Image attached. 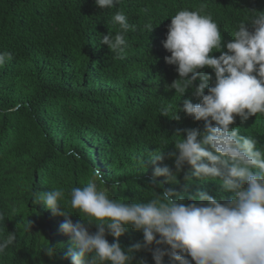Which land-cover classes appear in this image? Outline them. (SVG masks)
<instances>
[{
    "label": "trees",
    "instance_id": "trees-1",
    "mask_svg": "<svg viewBox=\"0 0 264 264\" xmlns=\"http://www.w3.org/2000/svg\"><path fill=\"white\" fill-rule=\"evenodd\" d=\"M202 6L222 33L225 47L210 53L218 57L227 51L239 22L253 11H264V0H120L104 9L95 0H0V53L12 54L0 67V212L6 216L0 222V237L17 233V242L0 256V264H71L65 255L72 246L70 237L60 230L64 217L42 202L34 204L33 193L63 188L73 223L88 226L70 207V190L93 179L96 169L108 181L100 185L105 190L119 182L110 195L121 201L147 202L154 195L153 179L174 188L186 203L197 202L203 192L223 197L222 203L230 198L216 181L186 180L191 174L187 164L176 184L154 177L156 167L175 169V157L167 154L176 151L174 140L182 139L176 133L186 136L185 130L204 127V121L182 110L179 119L171 118L178 103L182 107L183 100L190 99L196 104L201 98L189 89L179 101L175 89L166 90L178 72L176 65L166 63L171 53L163 47L171 16ZM119 11L136 25L125 34L128 46L122 56L98 39L109 30L113 36L120 31L113 23ZM148 25L153 26L151 32ZM198 71L210 75L207 83L214 85L212 68ZM169 104V116L160 115ZM231 126L264 147V116H251L243 123L236 116ZM162 148L165 159L153 162L150 154ZM70 150L79 159L67 155ZM88 227L97 231L95 224ZM105 238L109 243L116 239L107 231ZM118 239L127 250L143 241V233L129 227ZM48 244L56 248L54 257L40 251ZM141 259L155 264L150 251L135 252L133 264ZM164 264H172L170 257H164Z\"/></svg>",
    "mask_w": 264,
    "mask_h": 264
},
{
    "label": "clouds",
    "instance_id": "clouds-1",
    "mask_svg": "<svg viewBox=\"0 0 264 264\" xmlns=\"http://www.w3.org/2000/svg\"><path fill=\"white\" fill-rule=\"evenodd\" d=\"M119 2L95 0L100 9ZM113 23L120 31L113 36L109 30L98 39L110 52L122 56L128 46L125 34L136 25L129 24L122 11L115 13ZM147 27L151 32L153 26ZM231 34L234 39L226 43L227 51L215 57L210 53L225 45L220 27L210 14H204L203 6L182 9L171 16L163 41L171 55L164 59L177 66L178 79L166 85V90L175 89L179 101L189 89L201 98L196 104L184 99L171 118L179 119L177 113L182 110L195 121H204V127L187 129L186 136L176 133L182 139L174 140L176 151L167 154L175 157L174 170L168 165L154 169V177L163 176L165 182L176 184L187 164L191 174L185 175L186 180L216 181L230 198L222 203L223 197L217 199L203 192L197 202L186 203L174 188H164V183L153 179L150 187L154 195L147 202L138 198L121 201L110 195L119 189V182H112L105 190L100 185L108 181L96 169L93 179L70 190V207L88 226L96 225L97 231L92 233L85 224L73 223L63 188L36 191L34 204L42 202L54 215L64 217L60 230L70 237L72 246L65 255L71 264H133L134 253L141 250L150 251L155 264H164L165 256L172 264H264V147H257L256 138L240 135L241 129L231 126L236 116L242 123L251 116H264V11H253ZM11 59L10 52L0 53V67ZM205 66L214 71L212 86L207 83L212 77L198 71ZM198 79L200 82L194 83ZM170 111L169 104L161 108L160 115L169 116ZM163 148L150 154L153 162L165 159ZM67 155L79 159L75 150ZM157 188L163 190L157 192ZM5 218L0 212V222ZM129 227L142 231L143 241L125 250L118 238ZM106 231L116 238L114 242L105 238ZM16 242V231L0 237V256ZM40 251L49 257L56 255V248L50 244ZM138 264L147 262L141 259Z\"/></svg>",
    "mask_w": 264,
    "mask_h": 264
}]
</instances>
